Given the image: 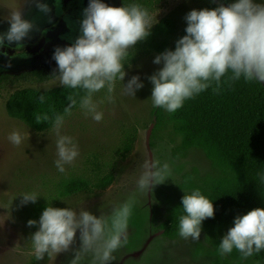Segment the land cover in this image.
<instances>
[{
  "label": "rangeland",
  "instance_id": "1",
  "mask_svg": "<svg viewBox=\"0 0 264 264\" xmlns=\"http://www.w3.org/2000/svg\"><path fill=\"white\" fill-rule=\"evenodd\" d=\"M120 1L102 0L113 7H119ZM232 2L234 0H218L216 5ZM38 3L46 4L50 11L40 10ZM89 3L90 0H79L66 7L68 15L64 23L57 0H0V33L8 31L10 24L7 17L16 8H20L23 19L33 24L28 36L19 44L5 42L4 46L14 52L0 51V75L40 68L53 74L44 81L29 79L0 84V264H71L76 250L80 248L79 230L69 250L51 256L45 254L43 259L36 260L30 239L38 230L43 210L51 205L57 208L70 207L77 212L84 209L96 216H107L113 208L134 194L136 203L129 219L128 243L115 253L117 260L109 264H212L215 258H222L218 252L219 243L234 225L223 231L215 246L207 243L203 234H200L199 241L184 240L180 236L173 240L164 239L156 228L165 208L180 195L190 193L177 187L185 171L196 166L202 174L213 172L209 160L199 148L189 149L183 158L174 157L173 151L180 144L181 137L170 125L153 132L154 119L150 112L153 107V85L149 77L163 66L153 62L159 54L143 55L125 68L124 80H117L112 93L114 102L106 99V89L94 94L97 110L103 113L100 122L92 119L91 115L86 116L80 106L72 109L71 115L65 116L61 134L73 137L79 155L73 164L65 165L63 173L55 166L58 157L56 135L52 127L38 133L6 113L5 100L14 89H48L60 85L56 77L58 65L53 59L54 51L57 47L65 48L74 44L82 34L84 9ZM212 7L211 0H157L150 14L154 24L161 18H170L182 27L187 25L185 17L191 10ZM63 23L71 29H64ZM64 33L67 35L63 36ZM61 37L68 42H60ZM42 40L44 43L38 52L25 51L28 46L39 44ZM134 75L139 76L143 87L132 96L125 93L123 84L126 85ZM102 100L103 103H100ZM13 131L25 136L19 146L8 140ZM131 134L135 136L133 147L122 159L123 143ZM153 159L159 160L161 164L168 163L172 176L156 185L147 195L140 194L136 190V181L144 171V162ZM97 167H100V174L108 171L114 174L112 186L101 192L63 196L66 180L82 174L86 177L95 174ZM26 192H35L39 196L35 203L21 206V194ZM30 219L36 220L37 224L29 226L27 222ZM223 257L230 261L250 262V256L243 259L235 249Z\"/></svg>",
  "mask_w": 264,
  "mask_h": 264
},
{
  "label": "clouds",
  "instance_id": "2",
  "mask_svg": "<svg viewBox=\"0 0 264 264\" xmlns=\"http://www.w3.org/2000/svg\"><path fill=\"white\" fill-rule=\"evenodd\" d=\"M59 3V0H57ZM44 12L50 11L46 4L38 3ZM81 23L82 34L75 43L65 48L57 47L53 59L58 65L56 75L59 84L66 88L80 89L85 93L79 98V106L85 115L100 122L103 113L93 96L102 89L107 90L106 99L114 102L112 93L117 80L126 75L124 64L129 58V49L146 39L154 24L149 10L139 3L109 6L102 0H90L84 9ZM10 27L0 33V47L19 44L33 28L32 22L23 19L20 8L10 11L7 17ZM186 35L177 40L175 50H166L154 58L155 64L163 66L149 80L153 85L151 101L153 107L175 113L186 100L207 90L215 84L219 91L222 77L226 82L243 78L247 82L264 83V2L257 0H234L225 6L212 9L191 10L185 17ZM124 85L126 94L135 96L143 87L138 75ZM44 95L39 97L43 102ZM70 103L64 114L52 118V130L56 135L57 159L55 166L61 173L65 165H71L79 155L73 137L61 134L66 115H71L77 98L69 95ZM103 103V100L100 101ZM37 123L47 122L45 114L35 117ZM25 136L19 131L9 134L8 140L19 146ZM144 171L136 181V190L147 195L156 185L172 176L168 163L146 160ZM264 179V176H262ZM185 192V191H184ZM21 206L35 203L39 196L35 192L21 194ZM185 213L179 216V236L184 240L199 241L202 221L214 218L212 200L199 188L185 192L181 198ZM136 203L135 194L113 208L110 215L96 216L89 211L65 207H46L38 221L39 227L31 235L36 260L70 249L75 242L77 230L80 248L76 250L71 264H109L117 260L115 253L128 243L129 219ZM29 226L37 224L30 219ZM236 250L246 259L254 252L264 250V208H254L237 216L234 226L229 228L218 246L221 257Z\"/></svg>",
  "mask_w": 264,
  "mask_h": 264
},
{
  "label": "trees",
  "instance_id": "3",
  "mask_svg": "<svg viewBox=\"0 0 264 264\" xmlns=\"http://www.w3.org/2000/svg\"><path fill=\"white\" fill-rule=\"evenodd\" d=\"M212 1L213 7H218ZM139 3L149 12L157 0H121L120 6ZM211 8V9H212ZM186 27H179L170 18H161L150 30V35L129 49V58L124 69L135 63L143 55L161 54L166 50H175L178 39L186 35ZM229 72L221 79L219 91L215 84L207 90L185 101L175 113L162 108L152 107L154 119L153 132L170 125L178 134L180 144L173 151L175 158H183L191 148H199L210 162L213 172L200 173L192 166L185 171L178 183V189L192 191L199 188L203 195L212 200L214 218L202 221L204 239L216 245L223 231L232 225L237 216L260 207L264 208V86L258 82H247L243 78L235 82H226ZM53 76L50 72L31 70L17 75H0V84L15 83L21 80L35 79L44 81ZM85 93L80 89H71L57 85L48 89L31 87L16 88L5 100L6 113L23 121L35 132H43L52 127V118L57 113L64 114V108L70 103L69 95L79 98ZM44 95L43 102L39 97ZM47 114L50 120L37 123L35 117ZM123 143L122 159L131 151L134 134ZM125 139V138H124ZM114 174L111 171L71 177L65 181L63 196L80 193L101 192L112 186ZM177 197L166 207L158 219L156 228L164 239L179 237V216L184 215L181 198ZM212 264H264V250L254 252L250 262L215 258Z\"/></svg>",
  "mask_w": 264,
  "mask_h": 264
},
{
  "label": "flooded vegetation",
  "instance_id": "4",
  "mask_svg": "<svg viewBox=\"0 0 264 264\" xmlns=\"http://www.w3.org/2000/svg\"><path fill=\"white\" fill-rule=\"evenodd\" d=\"M77 2H79V0H59V3H60V16H61V19L64 21V23H66V18H65V16L66 15H68L67 14V10H66V7H68L70 4H75V3H77ZM59 3H57V4H59ZM72 9H73V7L71 8V10H70V12L72 11ZM78 11V10H77ZM72 14V13H71ZM70 15V14H69ZM77 15V12H76V14H75V16ZM76 18V17H75ZM63 23V24H64ZM65 25L66 24H64V29L65 28H68V29H71V27L67 24V27H65ZM64 35H67L66 33H64L63 34V36ZM62 36V37H63ZM62 37L60 38V42H65V41H67L66 39H62ZM68 42V41H67ZM66 42V43H67ZM43 40L42 41H40V43L39 44H36V45H34V46H28L27 48H26V52H28V53H35V52H38L39 50H41V48H42V46H43ZM0 51H2V52H9V53H13L14 52V50L13 49H7L6 48V46H2V47H0ZM34 70H41V71H43V72H47V71H45V70H42V68H40V69H34ZM31 71V70H30ZM24 72H26V71H24ZM22 73V72H21ZM18 74H20V73H18ZM10 75H17V74H10Z\"/></svg>",
  "mask_w": 264,
  "mask_h": 264
},
{
  "label": "water",
  "instance_id": "5",
  "mask_svg": "<svg viewBox=\"0 0 264 264\" xmlns=\"http://www.w3.org/2000/svg\"><path fill=\"white\" fill-rule=\"evenodd\" d=\"M215 3H217L218 2V0H213ZM222 4H224L225 6H227V4L226 3H222ZM263 86H264V83H261Z\"/></svg>",
  "mask_w": 264,
  "mask_h": 264
}]
</instances>
